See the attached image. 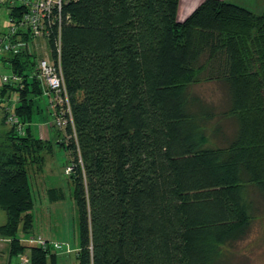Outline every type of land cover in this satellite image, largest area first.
<instances>
[{
	"label": "trees",
	"instance_id": "trees-1",
	"mask_svg": "<svg viewBox=\"0 0 264 264\" xmlns=\"http://www.w3.org/2000/svg\"><path fill=\"white\" fill-rule=\"evenodd\" d=\"M179 4L67 0L61 64L73 123L53 125L65 132L59 142L31 127L44 93L35 80L1 89L19 95L27 124L0 142L10 259L57 262L19 234L34 225L29 166L41 172L58 145L72 156L78 264H232L264 215V13L205 0L180 22ZM12 63L23 75L36 59ZM203 84L222 85V106L193 91Z\"/></svg>",
	"mask_w": 264,
	"mask_h": 264
},
{
	"label": "rangeland",
	"instance_id": "rangeland-1",
	"mask_svg": "<svg viewBox=\"0 0 264 264\" xmlns=\"http://www.w3.org/2000/svg\"><path fill=\"white\" fill-rule=\"evenodd\" d=\"M228 2L243 4L240 0H229ZM261 4H264L263 0H261ZM11 26L7 9L0 6V35L7 33ZM0 73L10 74L11 70L0 69ZM1 88L0 79V91ZM193 91L208 102L218 106H222L225 100V90L222 85L203 84L194 87ZM1 98L0 93V102ZM39 105L40 112L35 114L31 124L35 136L38 137L39 132L44 133L47 130L51 131V135H54L57 128L50 126L55 121V112L50 105V97L43 93V99ZM3 114H5L4 105H1L0 142L5 140V134L11 129L6 122L2 124ZM44 158V166L41 172L37 170L36 165L29 166L34 203L32 211L34 225L32 230L26 233L20 232L19 237L21 240L43 239L52 245L57 244L58 250H53V253L57 255L56 264H78L77 253L80 248L79 210L74 195V184L70 175L66 173L67 169L73 166L72 156L67 149L53 145L52 150L44 154ZM52 191L54 195L50 193ZM6 220V213L0 209V227L6 223ZM7 241L10 242V240ZM25 243L22 244L27 245ZM26 257L30 259L29 252L12 258L10 263L19 264ZM9 261L8 244L2 242L0 238V264H8ZM232 264H264V215H261L258 221L254 223L249 237L235 247Z\"/></svg>",
	"mask_w": 264,
	"mask_h": 264
},
{
	"label": "built area",
	"instance_id": "built-area-1",
	"mask_svg": "<svg viewBox=\"0 0 264 264\" xmlns=\"http://www.w3.org/2000/svg\"><path fill=\"white\" fill-rule=\"evenodd\" d=\"M66 3L67 0H0V6L7 9L12 23L9 31L0 35V69L11 70L10 74L0 73L2 88L6 86L8 91H19L25 87V81L35 80L44 94L50 97V105L55 112L54 124L50 126L55 125L60 130L73 123L61 64V31ZM65 20L69 22V16ZM53 35L54 52L49 46ZM16 57H34L36 65L19 75L13 71L12 59ZM19 102L16 93H7L1 98L7 126L24 136L27 125L22 123L16 113ZM71 172L72 167H69L66 173L69 175ZM21 242L44 250L59 248L57 244L52 245L43 239H26ZM19 264H31V261L26 257Z\"/></svg>",
	"mask_w": 264,
	"mask_h": 264
},
{
	"label": "crops",
	"instance_id": "crops-1",
	"mask_svg": "<svg viewBox=\"0 0 264 264\" xmlns=\"http://www.w3.org/2000/svg\"><path fill=\"white\" fill-rule=\"evenodd\" d=\"M205 0H180L179 8H178V13H177V20L180 22L185 21L192 13L193 11L200 6ZM228 2L229 0H224ZM243 2V4H235L238 6L243 5L242 7L254 12V13H264V4H261V0H240ZM264 2V0H263ZM234 4V3H231ZM56 132L54 135H51V131L47 130V132H42V137L40 132L38 133V138L41 140H50L53 141L54 143L61 141L62 139L65 138V132L64 131H59L55 130ZM1 238V237H0ZM1 241L4 243L8 244V249H9V242L7 240H4L1 238ZM10 258V257H9ZM11 259L8 262V264H11Z\"/></svg>",
	"mask_w": 264,
	"mask_h": 264
}]
</instances>
